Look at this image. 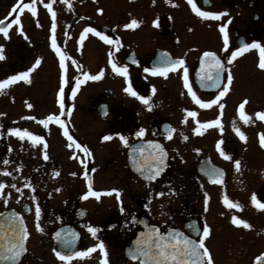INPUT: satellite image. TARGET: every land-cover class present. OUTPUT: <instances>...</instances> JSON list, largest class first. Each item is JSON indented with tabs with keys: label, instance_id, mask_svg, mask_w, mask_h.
I'll use <instances>...</instances> for the list:
<instances>
[{
	"label": "flooded vegetation",
	"instance_id": "1",
	"mask_svg": "<svg viewBox=\"0 0 264 264\" xmlns=\"http://www.w3.org/2000/svg\"><path fill=\"white\" fill-rule=\"evenodd\" d=\"M87 1H85L83 24L75 21L76 12L73 0H55L52 3L56 27L54 32L52 27L49 30L51 32L50 41L55 36L60 54L65 57L63 68L60 65V55L56 53L52 45L45 54L34 53L33 49L19 48L10 58L11 52L8 54L7 48L0 44L3 56L9 58L6 60L8 63L0 69V81L27 71L37 60L40 61L29 73V82L18 80L0 89V108H2L0 110V183L4 185V188L0 189V192L4 194L0 212L12 211L18 214L28 232L25 240L26 251L16 264H101L102 255L99 249L84 257L75 255L76 252H86L88 248L94 247L101 241L105 245L109 264H139V260H132L126 254V250L137 232L142 231L144 226H156L161 233L167 232L170 228H178L197 240L203 234L202 229L205 224L209 226L210 232H217L219 238L218 244L214 242L219 249L217 252L214 251L210 241L205 239V246L210 251L213 264H264L257 259L264 257V241L261 240L259 245V241L253 239V236L258 235L264 237V208L260 207L252 211L253 207L246 208L242 201L247 211H238V214L236 211L231 213V208L226 206L224 198L227 197L229 201L236 204L237 192L244 195L243 190L246 191L245 188L247 189L249 182L245 176H242L244 170H238V175H236L238 177H235L233 168L236 169V160L231 159L234 164L232 169H228L222 163L217 164L209 152H219L216 145L220 142V147L226 146L235 157L234 141L230 138L221 140L220 138L226 136L216 126L201 128L200 133L195 131L200 124L220 120L231 111L234 113L242 103L241 96H238L239 100H235L236 95L230 99L234 83L236 82L237 85L243 81L244 84L245 77L243 68L240 71L241 76L235 72V62L240 65L242 60H249L248 58L253 54L255 64L259 67L260 52L259 49H249L231 64L228 63V58L232 51L243 44L253 42L260 44V41L264 39V0H193L201 11L224 13L219 20L197 16L192 11L188 0H125L128 3H135V12L131 11L134 14L125 17L126 20L118 13L119 3L115 0H107L108 5L115 3L116 6L110 5L103 12L99 10L106 0ZM24 3L28 1L18 0L13 10L7 8L6 14L0 17V21L5 20L2 26L6 27L16 16H19L20 24L13 25L9 31L19 29L20 35L23 30L22 13L25 12V9L23 11L20 9ZM91 3L94 5L92 6ZM47 14L51 15L53 22L52 14ZM133 20L137 21L136 26L124 27ZM224 24L227 25L226 31L229 37L227 49L224 48L223 34L219 31ZM44 27L45 25L41 28ZM78 27L82 30L86 27L94 28L109 36L113 41L118 40L119 44H108L94 33H86L81 41V34L77 36L76 28ZM126 30L132 31L131 34L135 32L134 50L125 43ZM2 35L0 33V36ZM204 39L208 41L205 47ZM141 40L147 42L144 44ZM85 44L86 46L91 45V49L85 50ZM105 44L111 46L109 50L112 55L102 65L93 68L95 65L92 61L96 54L92 52V48L96 49ZM145 46L147 56L141 57L138 48L141 47V52H143ZM131 52L135 56L134 65L125 62V57ZM204 52L214 53L224 66L217 82L219 87L212 86V81L207 79L208 61L211 58H205ZM157 54L158 62L153 63V66L150 63ZM40 56L43 57L42 60ZM48 56L52 61L51 64L45 63L49 60ZM110 58L118 67L127 66L133 70L127 78L124 77L125 85L126 87L130 85L137 93V97H145L148 100L147 105L133 96L132 107L128 110L121 104L115 105L102 94L103 91L87 96L80 94L91 81L84 77V73L87 72L89 76H102ZM165 58L183 59L185 63L164 77L167 78V82L162 81L163 83L154 85L153 78L161 76H153L151 73L144 72L143 69L157 65H159L158 68H163L162 61ZM202 61H204V66L203 70L202 67L200 70ZM110 66L112 67L111 64L108 67ZM185 68L188 73L189 87L199 99L205 102L215 99L223 90V85L228 82L227 75L230 72L233 80L229 85V91L220 98L217 104L209 108H201L193 101L188 88L184 85ZM212 75H215L214 70ZM78 81H83L79 87H77ZM102 81H105L104 77L101 78ZM170 85L182 89L183 95H178V98L171 95L156 97L158 89L168 92L166 88ZM73 88H76L75 94H73ZM29 104L32 107H28ZM220 104L224 107L220 108ZM100 106H103L105 110L99 111ZM175 108L177 112L173 113ZM197 109L201 111L197 112L195 118L192 117L191 123L188 122V112L197 111ZM157 110H164L165 114H158ZM79 114L80 119L76 124L74 117ZM50 115L59 116L64 123V128L54 121H49L47 125L57 129L56 134L57 136L59 134L64 144L71 143L64 135V131L67 130L68 135L81 146L77 148L73 144L69 148L79 158L76 174L72 172L69 177L59 175L61 164L54 160L53 152L49 150L50 140L53 138L44 137L45 126L40 121L46 120ZM80 126L89 129L88 133L92 134V140H88L79 132ZM238 127L244 129V121L240 122ZM13 128L42 137V142L36 144V146L39 145L37 146L39 156L29 166L25 161L31 156L25 152L34 150L30 147L31 143L26 144L30 138L25 136L21 139L13 135L10 132ZM141 128L145 130V134L137 137L135 133ZM106 135L111 136L112 139L105 141L103 137ZM121 135L127 139V144L120 140ZM191 138L197 139L200 143L187 148ZM135 143L143 144L146 149L160 144L164 149L165 166L155 179H143L129 169L126 159L127 150L131 144L135 146ZM182 145L184 152L191 153L196 149L200 153L194 156L193 161L184 159L185 157L180 155L183 158L179 163L178 159H173L172 151ZM102 146L106 153L100 163L92 152L100 151L99 148ZM85 147L88 149L87 153L82 150ZM13 152L20 153L23 158L17 159L18 157L15 156L12 160ZM45 155L47 159L44 158ZM201 160H207L205 162L208 165L212 164L222 170L223 177L220 183H211L199 173L197 164ZM36 166L37 169H34ZM27 167H31V171H27ZM124 167L129 174L125 179L119 175V171H122ZM109 171L111 178L107 179L105 174ZM228 175L231 176L230 179ZM262 177L264 178V174ZM118 178L121 179V183L118 182ZM89 181H91L92 191L100 193L98 199L94 196L83 198L89 190ZM225 184L228 186L217 191ZM240 184L243 185L241 188ZM156 188L160 189L157 195L160 200L163 199L161 193L165 194L164 203L159 209V211H166L163 216L165 219L159 216L156 218L153 215ZM117 192L119 199H117ZM248 193L251 201L255 197L257 205H264V181L253 193L250 189ZM206 195L207 203L214 195L217 196H214L217 202L223 203L225 212L232 214L229 219L230 224L233 216L238 219L244 217L250 225L249 228L243 227L242 229L249 234L247 240L227 239L225 231L216 230L215 226L220 227L216 223V217L223 215L224 208L219 205L221 209L217 207L210 211L207 207L205 210ZM221 197L223 198L220 199ZM174 199L179 203V208H174L176 206L172 203ZM211 199L213 202L214 198ZM238 199L241 200L242 197ZM37 207L40 209L39 218L36 217ZM121 208L124 209L123 212ZM37 225L42 231L37 230ZM89 226L97 229L95 237L88 231ZM190 231H195L196 235L192 236ZM237 237L241 236L237 235ZM239 244L243 246L239 247ZM56 252L71 255L72 259L61 261L56 256ZM228 252L230 255H227Z\"/></svg>",
	"mask_w": 264,
	"mask_h": 264
},
{
	"label": "rangeland",
	"instance_id": "2",
	"mask_svg": "<svg viewBox=\"0 0 264 264\" xmlns=\"http://www.w3.org/2000/svg\"><path fill=\"white\" fill-rule=\"evenodd\" d=\"M20 1V0H19ZM26 1V0H25ZM28 4L32 3V0H27ZM55 0H36L35 2V7H36V15L33 16L31 14V12H29L27 9H25V12L22 13L23 18H22V31L21 34H19V29H11L9 31L8 37L5 38L4 35L0 36V44H3L5 48H7L8 54L11 52L10 58L12 57L13 53L19 49V48H25V49H33L34 53H42L45 54L47 53V49L50 50L51 47V41H50V29L52 27V19L50 18L51 15L47 14L50 13L48 11V9L46 7H42V6H46L49 3H53ZM85 1L88 2L87 0H73V6L75 7V12H76V19L75 21L83 24L84 19H85ZM117 3H119V10L118 13L121 15V17L124 19L127 16H131V14H134L135 12V3H128L125 0H115ZM18 3V0H0V17L4 16L6 14L7 8L13 10V6H16ZM92 6L94 5V3H91ZM100 4V3H99ZM113 5L116 6L115 3H109L108 5V1L106 0V2L103 4V6L100 8L99 11H105V9L108 8V6ZM53 10V8H52ZM134 12H131L133 11ZM130 11V12H129ZM130 13V14H129ZM60 18V17H59ZM126 20V18L124 19ZM43 25H45L44 28ZM78 30L77 36H79L83 30L81 28H76ZM127 31V30H126ZM132 31H127L125 33V43L127 44V46L129 47H133V50L135 49V32L132 33L134 34V40L132 38ZM140 41V40H138ZM146 43L145 40H141V43ZM207 40L204 39V47L207 44ZM89 43V42H88ZM87 43V44H88ZM92 44H96L95 42H91ZM90 43V44H91ZM143 44V45H144ZM260 45L262 47H264V39H262L260 41ZM85 50L89 48L91 49V45L84 46ZM111 46L110 45H102L99 47H96V49L92 48V52L94 54H96V57L94 58V60L92 61V63H94L95 66H93V68H97V65H102V63L104 61H107L109 58V53ZM138 52H140L141 57H146L147 56V47L145 46L144 51L141 52V47L138 48ZM8 58V56H4L3 60H0V69H3V66L8 63V61H6ZM41 60H42V56H40ZM39 58V59H40ZM49 58V56H48ZM9 59V58H8ZM249 60H242L241 64L238 65L237 62H235V68L238 76H241V68H243L242 70L245 72V77H244V84L243 81L239 84L236 85V82L234 83V88H233V94L230 95V99H233L231 97H233L234 95H236L235 97H237L235 100H239L238 96H241V101H245L247 100L248 103L245 104L244 107V113L249 117V122L245 123V128L244 129H240L238 127L240 122H243V120L240 118V108H236V110L234 111V113L231 111L230 114L228 115H224L223 117L220 118V127L219 130L222 131L223 135H225L226 137L224 138H220L221 140L226 139V138H230L234 141L235 144V157H233V155L231 154L232 152H230V150L226 147V146H221L219 149V152H211V155L213 156V160L215 162L218 163H222L224 164L228 169H232V165L234 163H232V160H236L240 162V167L239 170L242 171L244 170V172L242 173V176H245L247 178V182H249L247 184V189L245 188L246 191L243 190V194L244 195H240V192H237L236 194V204L239 205L238 208H231V213H233L234 211H236V214H238V211H247L245 210L244 205L241 203L242 201H244L246 208L253 207L252 211H256L258 209H260V207H258L257 203H253V200L251 201L250 197L248 196V190H251V193H253V191L255 189H257V187H259L260 184L263 183V174H264V147H261L260 145V136L262 134H264V121L258 119L256 117V113L257 112H261L264 111V69H260L259 67H257V65L255 64V57L253 56V54L251 55L250 58H248ZM51 59L49 58V60L45 61L46 64H51L52 61H50ZM124 63V62H123ZM122 63V64H123ZM106 64V63H105ZM110 63L107 62V68L106 70L104 69L103 75L100 76V79L98 80H91L90 83L88 84L87 88H85L82 92L80 93L81 95H88V94H93V93H97L98 91H103V95L107 98H109L110 101L114 102L115 105H122L124 107H127L128 110H130V108L132 107V102H133V96H131L130 94L126 93L124 91V88H126L125 82H124V77L117 74L116 72H114L112 70V67H108ZM120 64V63H119ZM92 68V69H93ZM128 71V75L133 73V70L129 67L127 68ZM105 79V81L101 82V78ZM165 76H161V77H154L153 78V83L154 85H159L160 83H163L162 81H166L167 78H164ZM167 82V81H166ZM244 86V87H243ZM168 90V92H165L164 90L162 91L161 89H158L156 92V97H167L169 95L171 96H176L178 98V95H183L182 93V89H180L179 87H176L174 85H170L166 88ZM80 95V96H81ZM83 96V97H84ZM185 96V95H184ZM245 98H242L244 97ZM239 104H237L238 106ZM116 106V107H118ZM228 108V107H227ZM2 108H0L1 110ZM201 110L197 109V111L194 112H199ZM77 112H79L77 110ZM156 112H159L158 114H165L164 110H157ZM173 113L177 112V108H175L173 111ZM228 113V112H227ZM226 113V114H227ZM80 119V114L76 115L74 117V120L76 122V124L78 123ZM192 117L187 116V121L188 122H192ZM190 128V126H188ZM239 129L241 132L244 133L246 139L245 140H241L239 138V136L237 135L235 129ZM57 129L52 127V126H47L45 127V131H44V137L46 136L47 138H53V140H50V148L49 150L51 152H53V156H54V160L58 162V164L60 163L61 168L59 169V175L62 177H69L71 176V173L73 172V174H76L77 171V167L79 165V158L73 154L70 150L68 145L64 144V142L60 139L61 137L57 136L56 134ZM79 132L88 140H92V134H89V129L88 128H83L82 126H80L79 128ZM58 133V132H57ZM189 137V136H188ZM14 143V142H13ZM31 143V145H30ZM33 141L30 139L29 141H26V144H29L31 149L34 150H28L27 152H25V154H29L31 157L27 158V160L25 161V163L27 164V166H29L30 164H32V162L36 161L37 156H39V153L37 152V150L39 151V147L37 148V143H33ZM200 142L195 139L193 140L192 138L190 139L189 144H187V148L188 147H193L192 145H198ZM225 145V144H224ZM227 145H229L227 143ZM16 147H18V145H14ZM186 146V145H185ZM103 147H100L98 152H92L93 155L96 156L97 161H100V163H102L101 159L104 157L106 151H103ZM183 145L181 147H178L177 150L172 151V157L173 159H178L179 163L180 160H182L183 157H185L184 159H187L189 161H193L194 156H196L197 154L200 153L199 150H195L191 153H187L182 151L183 149ZM15 149V148H14ZM225 149V150H224ZM17 150V149H16ZM221 151L228 157H230V159H225L224 156L221 155ZM91 152V151H90ZM89 152V153H90ZM98 154V155H97ZM119 152L117 153V155L119 156ZM231 154V155H230ZM183 157H181V156ZM17 156V159H22L23 156L20 155V153H15L13 152V158ZM232 159V160H231ZM24 161V159H23ZM235 161V164H236ZM185 165V164H184ZM190 165V164H189ZM188 165V166H189ZM185 167V166H184ZM31 167H27V171H31ZM34 169H37V166L34 167ZM181 169V168H180ZM179 169V170H180ZM235 170V177L237 178L238 176V170L233 168ZM105 174V173H103ZM119 175H121L120 177H122L123 179L127 178L126 176H129L128 172H126V168L124 167L122 169V171H119ZM231 175V174H230ZM228 175V179L231 178V176ZM105 176L107 177V179L111 178V173L110 171L108 173L105 174ZM227 179V180H228ZM118 182H122L121 179L118 178ZM193 182V181H192ZM121 185V184H120ZM125 185V184H124ZM127 185L129 186V183H127ZM226 186L223 185L222 187H220L219 189H217V191H220L222 189H224ZM228 186V185H227ZM226 186V187H227ZM243 185L240 184V188ZM158 190H160L159 188H156L155 191L156 193V201H155V213L153 214L156 218H161V219H165L163 216L166 214V211H159L162 203H164V195L163 192L161 193V197L163 199L160 200V197H158ZM162 191V190H161ZM216 191L213 190L212 192L214 193ZM247 192V193H246ZM1 193V192H0ZM126 196V194H125ZM215 197H217L216 195H214ZM212 196L210 197L209 203H207V207L210 209V211H213V209L215 210L217 207L219 208L221 205L224 210L222 211L223 215L216 217V223L220 226L219 228H216V230H220L222 229V231H225V237H227V239H234L236 240L237 238H241V241L247 240L249 238V234L246 232H244L243 226H236L234 224H230V217L232 216V214H230L228 211H226L223 203H221V201L217 202L215 199V197ZM242 199H238L241 198ZM214 198L213 202L212 199ZM223 197H221L220 199H222ZM4 199V194L3 192L0 194V205L2 203ZM244 199V200H243ZM125 200L128 201V199ZM176 201V199L172 200V203L176 206H174V208H179V203L176 201V204L174 203ZM221 203V204H220ZM260 203V202H259ZM261 204V203H260ZM250 205V206H249ZM221 209V207H220ZM250 211V210H249ZM170 212V211H168ZM179 212V211H178ZM171 213H173V211H171ZM180 213V212H179ZM159 216V217H158ZM243 220L244 217H242ZM215 230V231H216ZM237 235H240L241 237H237ZM218 235L217 232H210V236L206 238L207 241H210L209 243L212 245V247L214 248V251L217 252L219 249H217V245L214 244V242H216L218 244ZM225 239V238H223ZM253 239H256L255 241H259L258 244L260 245L261 240L264 241V237L262 236H257L254 237ZM233 245H237V244H233ZM243 246V244H239V247ZM260 248V247H259ZM227 255H230V253L228 252Z\"/></svg>",
	"mask_w": 264,
	"mask_h": 264
},
{
	"label": "snow or ice",
	"instance_id": "3",
	"mask_svg": "<svg viewBox=\"0 0 264 264\" xmlns=\"http://www.w3.org/2000/svg\"><path fill=\"white\" fill-rule=\"evenodd\" d=\"M36 0H32L31 4L24 3L20 11H23L24 9H27L33 16L36 15V7H35ZM188 3L192 7V11L196 13L197 16L201 18H211L214 20H219L224 13H218V12H211V11H201L200 8L196 6L195 3H193V0H188ZM48 11L52 14L53 17V24H52V31H55V12L52 11V4L49 3L46 5ZM9 15H12V13H9ZM20 17L16 16L15 19L11 21L10 24L5 26H0V33L4 35L5 38L8 37L9 29L13 25H19L20 24ZM155 23V22H154ZM3 24V21H0V25ZM137 21L133 20L130 24H125V28H130L133 26H136ZM227 25L224 24L220 27L219 31L223 34V44L224 48L227 49L229 46V37L228 33L226 31ZM86 33H94L96 36H99L103 41H105L108 44H119V41H113L109 36L104 35L101 32L96 31L94 28L86 27L84 28L83 32L80 35L81 41L84 39V36ZM52 47L56 51L58 55H60V65L61 68L64 67V55L60 54V49L56 45V39L55 36L52 37ZM249 49H259L260 52V59H259V68L264 69V47H262L259 43L253 42V43H245L241 47L236 48L234 51L231 52L230 57L228 58V63L231 64L233 60H235L239 55H241L243 52L248 51ZM3 49L2 46H0V60L4 59V56L2 54ZM111 53H109V56L111 57ZM203 56L205 58H211L210 61H208V69L209 74L207 75V79L212 81V86L219 87V84L217 83L220 79V72L223 71L224 66L221 63V60L212 52H204ZM40 63L39 60L36 61V63L32 66V68H29L27 71L20 72L17 75L9 76L7 79L0 81V89H3L5 86L15 83L18 80H22L24 82H29V73ZM109 63L112 65V70L116 72L117 74L127 78L128 71L127 66L124 67H118L116 63H113L111 58L109 60ZM135 63V61H133ZM164 64L163 68H144V72L151 73L153 76L160 75V76H167V74L170 71H176L177 68L184 65L185 61L183 59H176V60H169L164 59L162 61ZM204 66V61H202V70ZM215 71V75H212V71ZM102 75V73H101ZM84 77L86 79L90 80H98L100 79V75H93L89 76L87 72L84 73ZM233 77L231 73L229 72L227 75V83L223 85V90L219 93V95L208 102H205L201 99H199L196 94L192 91L191 87H189L188 84V73L187 69H184V85L186 88H188L189 94L192 96L193 101L198 104L201 108H209L214 104H217V102L220 100L222 96H224L229 91V85L232 83ZM83 83V81L77 82V87H79V84ZM73 94L76 92V88L72 89ZM124 91L131 96L137 97V93L133 91L132 87L129 85L128 87L124 88ZM63 92V89L61 88V93ZM141 102L144 104H148V100L143 97L139 96L137 97ZM248 101H243L239 108H240V118L245 122H249V117L244 113V107L245 104H247ZM28 107H32L31 104L28 105ZM150 107V106H149ZM220 108H223L224 105L220 104ZM197 115L196 112H188V116L195 118ZM256 117L262 121H264V111L257 112ZM49 121H54L60 125L61 128H64V123L60 120L59 116L50 115L47 117L46 120H41L40 123L43 124L45 127H47ZM216 126L220 127V120H212L209 122H206L204 124H200L198 128L195 129L197 133H200V129L204 128L207 129L209 127ZM237 135L241 140H245L246 137L243 132H241L238 128L235 129ZM10 132L13 135L19 136L21 139H23L25 136L30 138L33 143H41L42 137L40 136H33L32 133L28 131H21L20 129H10ZM145 134V130L141 128L139 131L135 133L137 137H142ZM64 135L67 136L68 140L71 142L68 144V147L71 148L73 144L77 148H80L81 146L79 144H76V142L73 140V138L68 135L67 130L64 131ZM120 140L127 144V139L124 136L119 137ZM170 138V137H169ZM103 139L105 141L111 140V136H104ZM184 139H187V137H184ZM151 144V142H149ZM260 145L261 147H264V134L260 136ZM154 147L159 150V156L155 157L157 160V166L155 167L154 171L150 172V175H148L146 178L151 180L155 179L157 176L160 175V173L163 171V164H164V157L166 153L164 152V149L159 145L155 144ZM217 149H220V142L216 145ZM85 153L88 152V149L85 147L82 149ZM140 151H143V149H139ZM221 155L224 156L225 159H230V157L226 156L222 151ZM47 159V155L44 157ZM7 163V161H5ZM236 169L239 170L240 162L236 161ZM139 170V169H138ZM212 175H222V173H217L213 171L211 173ZM216 183H220V180H216ZM12 187H15V185H12ZM4 185L0 183V189H3ZM19 191V189H17ZM116 191V190H113ZM109 195L111 193H108ZM88 196H94L97 199L100 196V193L92 191L91 188V181H89V190L87 194L83 197L84 199H87ZM117 199H119V193L117 192ZM6 202V201H5ZM207 195L205 196V210H207ZM224 203L228 208H238L239 205L235 204L227 199V197L224 198ZM253 203H257L255 197H253ZM258 207L264 208V205H258ZM121 211L123 212L124 209L121 208ZM40 216V209L39 207L36 208V217L39 218ZM13 219H18L15 214H13ZM232 224L236 226H243L244 228H249L250 225L243 219H238L236 216H233L231 219ZM11 227V226H10ZM13 233H14V242L10 243L9 245H0V260L3 261H9L11 264H16L17 261H19L20 257L23 255V253L26 251L25 248V240L28 237V232L24 230L22 221H20V227L17 230L15 227H13ZM37 230L42 231L39 225H37ZM88 231L95 237L97 233V229L94 227L89 226ZM202 235L197 239L193 240L187 236L181 237L179 233H169L168 237H165L159 233L157 229H151L150 232L147 234H142V238L137 241V247L130 250L129 255L132 260H139V264H213V259L210 254L209 249L205 246V239L210 236V228L207 224L203 226L202 229ZM97 249H99L102 260L101 264H109L108 261V254L105 249L104 243L101 241L100 243L96 244L94 247H90L87 249L86 252H76L75 255L77 257H84L89 255L90 253L95 252ZM56 256L61 261H68L72 259L71 255H62L60 252H56ZM258 260L264 262V257H258Z\"/></svg>",
	"mask_w": 264,
	"mask_h": 264
},
{
	"label": "water",
	"instance_id": "4",
	"mask_svg": "<svg viewBox=\"0 0 264 264\" xmlns=\"http://www.w3.org/2000/svg\"><path fill=\"white\" fill-rule=\"evenodd\" d=\"M4 22H5V20H3V23ZM2 25H0V26H2ZM158 57L159 56L157 54L155 56V58L151 61L150 64L153 65V63H155L156 61L158 62ZM125 61L127 63L135 64V63H133V61H135V56L133 55V53H129L127 55V57L125 58ZM155 67L158 68L159 65H157ZM201 67H202V65H200V67H199L200 70H201ZM205 70H207V69L205 68L204 71ZM202 88L206 89L204 87H202ZM102 110H105V109L103 108V106H100L99 111H102ZM141 148L143 149V151L139 150ZM158 156H159V150L156 149L154 146H150V148L146 149L143 146V144L135 143V146L133 144H131L127 150V163H128V166H129L131 171L137 173L141 178L148 180L146 177L148 175H150L151 171L155 170V167L157 166V163H158L157 160L155 159V157H158ZM205 161H207V160H201L197 164V170L199 171V173L201 175H203L211 183H216L215 182L216 180L221 181L222 177H223L222 170L213 166L212 164L208 165ZM164 166H165V157H164L163 169H164ZM217 169H219V171ZM213 171H215L217 173H222V175H212L211 173ZM13 214H15V216L18 219H13ZM20 221H22L21 217L12 211L0 212V245H6L7 246L10 243L14 242V233H13L12 229H13V227H15L18 230L20 227ZM22 224H23V221H22ZM23 228L25 230L24 224H23ZM151 229H157L158 230V228L156 226H150V227L144 226V229L142 231L137 232L136 236L132 239L130 246H128V248L126 250V254L128 256H130L129 255L130 250L137 247V241L142 238V234H147L148 232H150ZM159 233L165 237H168L169 233H179L181 237L187 236V237L195 240L193 237L188 236L187 234H185L184 232H182L178 228H170L167 230V232H162V233L159 232ZM190 233L192 234V236L196 235L195 231H192V232L190 231ZM0 264H11V262L0 260Z\"/></svg>",
	"mask_w": 264,
	"mask_h": 264
}]
</instances>
